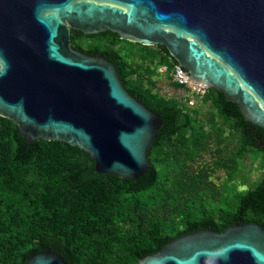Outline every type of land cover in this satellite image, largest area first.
<instances>
[{
    "label": "water",
    "instance_id": "obj_1",
    "mask_svg": "<svg viewBox=\"0 0 264 264\" xmlns=\"http://www.w3.org/2000/svg\"><path fill=\"white\" fill-rule=\"evenodd\" d=\"M163 45L189 78L264 129V0H0V116L25 141L77 146L101 174L138 178L162 124L116 65L71 45V31ZM185 69V70H184ZM24 264H69L49 250ZM137 264H264V227L201 228Z\"/></svg>",
    "mask_w": 264,
    "mask_h": 264
},
{
    "label": "trees",
    "instance_id": "obj_2",
    "mask_svg": "<svg viewBox=\"0 0 264 264\" xmlns=\"http://www.w3.org/2000/svg\"><path fill=\"white\" fill-rule=\"evenodd\" d=\"M102 33L119 38L117 34L110 31ZM82 36H86V34L79 30L71 31V41ZM154 46L157 57L170 61V63H166L167 66L172 67L177 64L165 46L159 44ZM74 48L79 49L78 47ZM79 50L90 55L101 54L111 60L116 65L119 76L128 91L159 114L162 124L152 145L148 148L149 161L155 147L161 148L165 144L168 145L175 141L180 144L184 153H188L187 140H182L179 133L189 125L191 119L197 117L203 105L200 108H186L183 103L174 98L160 97L154 92L144 94L145 91L148 93L149 88H152L155 80L150 78L149 82L145 83L127 80L126 76L136 70H125L115 51ZM160 64L162 63L154 62V67L148 65L144 69L157 74L156 67ZM136 72L133 74V79L137 76ZM131 76L129 75V77ZM177 86V84L174 85V87ZM203 101L205 105H217L223 114L232 120V126L239 129L240 151L246 153L259 150L264 153V129L246 121L235 103L226 101L224 94L214 88H209ZM49 168H54V172L51 173ZM156 178L157 172L151 161L147 171L138 178L126 179L98 173L94 169L93 159L79 147L63 141L41 138L28 143L10 119L0 116V264H24L31 255L46 250L61 256L69 264H75L78 257L74 250L81 246L74 250L69 246H74L77 243L83 230L80 218L77 215L68 214L69 204L79 202L87 207L88 200L91 198L90 190H93L94 187L104 188L103 192L107 193V190H111L117 180L121 181L119 188L121 193L133 196L151 188L156 182ZM52 183L57 187L52 191L54 192L52 194L56 199L55 209L59 211L58 220L53 222L56 213L37 210L36 220H31L29 223V217L26 214L28 205L37 202L44 194L43 189ZM113 203H115L113 208H104L102 213L118 212L125 205L122 200ZM135 213L136 211L131 209L124 214V220L134 224L125 229L127 238L124 243L129 246L130 253L128 251L123 253H128V257L135 258L137 261L139 258L159 251L171 239L197 229L212 228L221 232L229 224L246 222H256L264 227V177L254 189L241 196L234 212L224 218L221 224L215 221L214 216H211L208 219L189 222L183 230L173 234L161 231L162 234L155 241H149L144 225L136 219ZM30 224L34 227L32 236L37 235L36 240L30 247L17 252L16 249L19 246L16 239L23 232L30 235L28 229ZM99 237L100 233L90 232L86 242L88 244ZM99 242L107 249V253H110L104 256L105 259L114 261L117 254H113L112 250L116 244L109 242L108 239H100ZM86 251H91V249L88 248ZM80 256L84 257L83 254Z\"/></svg>",
    "mask_w": 264,
    "mask_h": 264
},
{
    "label": "rangeland",
    "instance_id": "obj_3",
    "mask_svg": "<svg viewBox=\"0 0 264 264\" xmlns=\"http://www.w3.org/2000/svg\"><path fill=\"white\" fill-rule=\"evenodd\" d=\"M71 45L82 50L115 51L125 70L138 71L130 72L129 75L132 76L127 75V80L142 81L141 83L149 82L150 78L155 80L150 91H145L144 94L154 92L167 99L170 95H181V90H174L169 85L165 74L144 69L148 65L154 67V62L170 63L155 55L154 45H142L106 33L75 38ZM135 72L137 76L133 79ZM231 122L217 105L202 106L197 117L191 119L189 125L179 133L182 140H187V154L176 141L152 150L150 161L155 167L157 178L151 188L133 196L124 195L119 190L121 181L117 180L107 193L103 192L104 188L94 187L90 190L88 208L79 202L70 203L68 214L80 218L83 230L77 243L69 246L73 250L81 246L74 250L78 257L75 264H137L135 258L123 253L130 251L129 246L124 243L127 238L125 229L134 224L124 220L127 210L136 211V219L144 225L149 241H155L162 234L161 231L173 234L183 230L189 222L211 216L219 224L223 223V219L234 212L241 196L254 189L264 177V153L259 150L246 153L240 151V132ZM54 170L49 168L51 173ZM56 188L53 183L45 187L44 194L37 202L28 205L26 214L29 223L36 220L37 210L56 213L53 222L58 220L59 211L55 209L56 199L52 194ZM118 200L125 203L120 211L102 213V209L113 208V202ZM65 224L67 225L66 222ZM33 228L32 225L28 227L30 235L23 232L17 237V252L35 242L37 235L32 236ZM90 232L100 233V237L87 244ZM100 239H108L116 244L112 250L113 254H117L114 261L105 259L104 256L110 253L99 242ZM88 248L91 251L85 252Z\"/></svg>",
    "mask_w": 264,
    "mask_h": 264
},
{
    "label": "built area",
    "instance_id": "obj_4",
    "mask_svg": "<svg viewBox=\"0 0 264 264\" xmlns=\"http://www.w3.org/2000/svg\"><path fill=\"white\" fill-rule=\"evenodd\" d=\"M157 74L166 75L167 82L174 90H181L179 97L170 95L168 98H174L183 103L186 108H200L204 106L203 98L209 92V87L200 81L193 80L180 69L177 65L172 67L166 64H160L156 67ZM177 84V87L174 85Z\"/></svg>",
    "mask_w": 264,
    "mask_h": 264
}]
</instances>
